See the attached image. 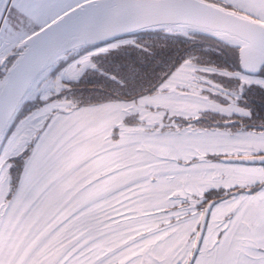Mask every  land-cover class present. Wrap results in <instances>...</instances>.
I'll list each match as a JSON object with an SVG mask.
<instances>
[{
  "label": "snow or ice",
  "instance_id": "6c2138e0",
  "mask_svg": "<svg viewBox=\"0 0 264 264\" xmlns=\"http://www.w3.org/2000/svg\"><path fill=\"white\" fill-rule=\"evenodd\" d=\"M0 264H264V0H0Z\"/></svg>",
  "mask_w": 264,
  "mask_h": 264
}]
</instances>
